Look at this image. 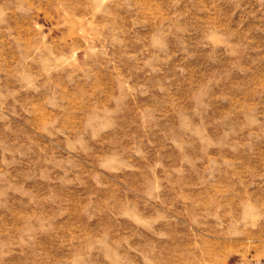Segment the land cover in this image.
I'll return each mask as SVG.
<instances>
[{
	"label": "rangeland",
	"instance_id": "rangeland-1",
	"mask_svg": "<svg viewBox=\"0 0 264 264\" xmlns=\"http://www.w3.org/2000/svg\"><path fill=\"white\" fill-rule=\"evenodd\" d=\"M0 264H264V0H0Z\"/></svg>",
	"mask_w": 264,
	"mask_h": 264
}]
</instances>
